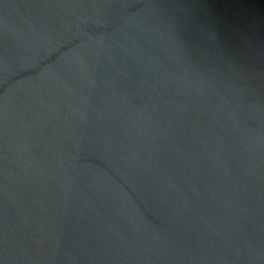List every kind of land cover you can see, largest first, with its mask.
Instances as JSON below:
<instances>
[{
	"label": "water",
	"instance_id": "95a60500",
	"mask_svg": "<svg viewBox=\"0 0 264 264\" xmlns=\"http://www.w3.org/2000/svg\"><path fill=\"white\" fill-rule=\"evenodd\" d=\"M0 264H264V0H0Z\"/></svg>",
	"mask_w": 264,
	"mask_h": 264
}]
</instances>
